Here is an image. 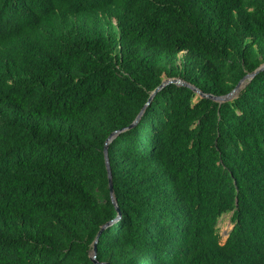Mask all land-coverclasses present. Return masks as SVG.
Segmentation results:
<instances>
[{"label": "trees", "instance_id": "1", "mask_svg": "<svg viewBox=\"0 0 264 264\" xmlns=\"http://www.w3.org/2000/svg\"><path fill=\"white\" fill-rule=\"evenodd\" d=\"M263 63L264 0H0V264H264V70L193 89Z\"/></svg>", "mask_w": 264, "mask_h": 264}, {"label": "water", "instance_id": "2", "mask_svg": "<svg viewBox=\"0 0 264 264\" xmlns=\"http://www.w3.org/2000/svg\"><path fill=\"white\" fill-rule=\"evenodd\" d=\"M264 70V63L262 65H260L254 72L249 73L247 75H245L243 77V79H241L239 81V83L236 85V87L232 90V92H230L229 94L225 95V96H214L211 94H204L203 92H201L199 89L197 88H193L201 97H208L210 99H212L213 101L219 102V103H224L227 101L232 100L233 98H235L237 96V94L239 93V91L243 88V86L247 83V81L252 80L259 72ZM169 83H175L177 85H186V86H190L188 83L184 82L181 79L178 78H167L165 79L161 85L159 87H157L153 93L151 94V96L149 97V100L147 102V104L143 107V109L140 111V113L138 114L137 118L135 119V121L129 125L127 128H131L133 127L141 118L142 114L144 113L147 105H149V103L152 101L153 97L155 96V94L161 90L166 84ZM191 87V86H190ZM125 130L121 129L119 131H115L113 132L107 139L106 143H105V148H104V154H105V162H106V168H107V172H108V180H109V188H110V193H111V198L113 200V202L116 204V199L114 197V188H113V178H112V172H111V166H110V162L108 159V145L109 143L113 140V138L121 131ZM116 208L117 210H119V207L116 204ZM121 217V214H118V217L116 220H118ZM113 222H108L105 225L102 226L101 230L99 231V234L102 232L103 229H105L106 227H108L109 225H111ZM99 234L97 235L96 241H95V245L93 247V252H92V259L96 264H110V263H104V262H98L97 260V247H96V242L97 239L99 237Z\"/></svg>", "mask_w": 264, "mask_h": 264}, {"label": "rangeland", "instance_id": "3", "mask_svg": "<svg viewBox=\"0 0 264 264\" xmlns=\"http://www.w3.org/2000/svg\"><path fill=\"white\" fill-rule=\"evenodd\" d=\"M218 226L220 228V233H221V242H224L226 240L228 232L232 227L231 214L223 215L219 220Z\"/></svg>", "mask_w": 264, "mask_h": 264}]
</instances>
